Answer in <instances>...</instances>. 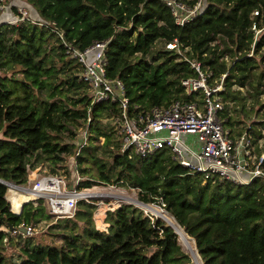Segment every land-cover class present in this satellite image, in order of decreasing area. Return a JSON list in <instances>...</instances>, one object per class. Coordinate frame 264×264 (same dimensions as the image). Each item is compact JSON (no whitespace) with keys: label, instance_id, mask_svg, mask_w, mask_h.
<instances>
[{"label":"trees","instance_id":"16d2710c","mask_svg":"<svg viewBox=\"0 0 264 264\" xmlns=\"http://www.w3.org/2000/svg\"><path fill=\"white\" fill-rule=\"evenodd\" d=\"M26 1L35 9L34 21L0 23V227L7 229L0 228V264H7L3 248L11 232L19 236L20 227L50 218L42 199L28 200L13 212L3 182L26 184L28 168L43 161L55 173L71 156L77 171L88 177L78 188L97 183L135 188L139 200L162 206L194 240L203 264H264V180L203 183L201 173L180 165L165 149L144 158L120 153L111 125L117 103L93 104L80 63L67 54L56 32L38 24L54 22L63 39L80 50L107 41V76L123 82L140 111L202 98L199 91L183 93L181 79L197 73L166 50L165 43L177 39L189 48L187 57L211 72L207 84L225 74L218 91L223 124L232 135L250 131L256 143L264 139V121L261 129L236 125L238 114L247 118L250 112L233 85L249 84L257 95L264 93V0H203L200 13L183 26L165 0ZM262 29L255 39V30ZM251 49L258 60L248 56ZM78 128L86 129L85 144L75 142ZM61 222V244L27 243L13 264H192L173 228L132 204L108 210L106 230L96 228L92 205L82 200Z\"/></svg>","mask_w":264,"mask_h":264},{"label":"built area","instance_id":"2783aa9c","mask_svg":"<svg viewBox=\"0 0 264 264\" xmlns=\"http://www.w3.org/2000/svg\"><path fill=\"white\" fill-rule=\"evenodd\" d=\"M165 3L175 22L183 26L200 13L203 0H196L192 5L179 0H165ZM38 24L56 32L66 47L67 54L80 63V76L90 86L92 103L104 100L117 103L119 112L112 116L111 125L120 139V153H127L129 157L136 155L144 158L165 149L174 161L191 172L201 173L203 183L229 181L234 184H247L257 177L264 180V152L256 151L262 147L259 143L263 139L258 138L256 143L253 142L252 133L246 130L241 135L230 133L220 117L224 104L218 91L223 90L222 83L216 81L214 85L207 84L206 78L211 72L203 71L200 61L187 57L185 52L189 48H182L177 39L166 42V50L180 55L197 73L196 77L181 79L183 93L193 94L199 91L202 98L194 101L177 99L164 107L155 106L140 111L137 105H131L123 82L107 76V41H95L80 50L63 39L54 22ZM90 53L92 58L89 61L87 55ZM224 76L225 74H222L220 81ZM186 136L192 137L191 143H187ZM81 137V144H85L86 129L81 132ZM189 157L195 161L192 162ZM72 159L76 168L74 156ZM33 170L28 168V178ZM78 180L76 177L75 185L68 187L64 176L47 174L28 179V186L2 182L7 186V199L11 206L16 193H22L32 201L42 199L50 217L63 219L74 215L79 201L92 198L86 196L89 194V188H78Z\"/></svg>","mask_w":264,"mask_h":264},{"label":"rangeland","instance_id":"374dc122","mask_svg":"<svg viewBox=\"0 0 264 264\" xmlns=\"http://www.w3.org/2000/svg\"><path fill=\"white\" fill-rule=\"evenodd\" d=\"M35 17H36L35 9L26 0H0V23L1 22L16 23V22L22 20L23 18L32 20ZM32 21H34V20H32ZM262 33H263V29L259 30V31L255 30L254 38L257 39L258 37H260V35ZM218 42L219 41H215L214 43H218ZM159 46H160V44L157 43L156 47H159ZM221 47H222V44H221ZM262 50H264V46H263ZM91 55H92V53L87 55V59L89 61L92 58ZM248 56H254L257 60L259 59V57L255 53L254 49L253 50L251 49L248 52ZM223 60L227 63V65H229L231 58H230V56L225 55ZM0 74H2L1 71H0ZM219 82L222 83V81H220V80L217 81V83H219ZM263 82L264 81H262V83ZM221 89H223V84L221 86ZM233 89L241 92V96L244 97V100L242 99V102H244V104H245V109L250 112V115L247 118L242 116L241 114H238V116H237L238 123L236 125H238L242 128L253 125L255 127V129H258V128L261 129L260 123H262V121H264V93H260L257 95V93L254 91V89L249 84L246 86H243V87H241L239 85H233ZM261 89H262V87H261ZM262 104H263V106L261 107ZM230 105L233 106L235 104L230 103ZM237 107H238V105H237ZM83 130L84 129H80V128H78L76 130L77 139L75 140V142L77 143V145H80L82 143L80 137H81V132ZM261 133L263 134L264 130L261 131ZM65 134H67V132H65ZM191 139H192V137H190V136L185 137V140L187 141L188 144L191 143L190 142ZM101 142H102V139L100 140L99 143H101ZM259 144L262 145V147H263L262 150H264V139ZM189 159L192 162L195 161L194 158H192V157H189ZM72 160H73L72 156L67 157L66 162L64 164H62L61 167H57L55 173H52L50 171V166H49L48 162L43 161L38 166L39 168L36 167L39 169L38 175H40V176L47 175V174L62 175L66 179L68 187L75 185L74 181H75L76 177L79 178L78 182L83 181V180H87L88 179L87 175H81L77 171V169L75 168V165L72 163ZM22 185L28 186L27 183L22 184ZM89 192H91L90 196H92V198L88 199V201H86L84 199L82 201L92 205L94 224H95L96 228L99 230H106V228H107V225H105L104 223H101V225H99L98 220H97V215L99 214L100 209L102 207L105 208V209L103 208V211H104V214L102 217L103 222H105L106 212L108 210H112V209L118 207L121 204H129L130 203V204L140 208L144 212V214L149 215L152 218L155 216H158V215H156L151 210L144 207V205L148 204L149 206H152L154 208H158V209L163 210L166 213H168L162 206H160L156 203H143L141 200H139L138 191L135 188H131V187L123 186V185H110V184L97 183V184L89 187ZM24 202H26V200ZM34 203H36V202L34 201ZM153 204H155V205H153ZM77 208H78V203H77L75 212H76ZM20 211H21V208L19 209V211H15V212L19 213ZM45 213H46V210H45ZM160 219H162V218H160ZM62 220L63 219H54L52 217H50L48 219L39 220L38 222L32 224V227L29 230H28V228H26V232L24 234L23 233L20 234L19 236L15 235L14 232H11L12 233L10 236L11 238L9 237V239L5 243L6 244L5 247L3 248V254L5 255L6 263L7 264H13L15 261H17L19 258H21L20 256H22V255L20 252V248L22 246L26 245L27 243L28 244L42 243V244H55V245L61 244L60 232H61L62 228H61V226L60 227L57 226V224H59V223L62 224V222H61ZM164 222L167 223L166 220ZM0 228L3 230H7L4 226H1ZM178 236L179 235L177 234L178 243L181 246V249L185 253L188 254V256L191 260V263L192 264H203L199 254L196 250V247H195V254H193L191 252V250L188 249L185 246V244L182 242V239ZM191 240H190V242L193 244L194 240H192L193 242ZM194 246H195V243H194ZM194 257L196 258V260Z\"/></svg>","mask_w":264,"mask_h":264},{"label":"bare ground","instance_id":"6f19581e","mask_svg":"<svg viewBox=\"0 0 264 264\" xmlns=\"http://www.w3.org/2000/svg\"><path fill=\"white\" fill-rule=\"evenodd\" d=\"M35 175V172H30V176L31 177H33ZM91 195V192H89V194H86V196L88 197V196H90ZM23 196H24V199H27V200H29L30 199V197H28L27 195H24V194H22V193H17V196H16V198L14 199V202H13V206H12V208H13V210H15V211H19V209H20V205H21V200H22V198H23ZM91 197V196H90ZM32 201V200H31ZM115 205V204H114ZM144 207H146L147 209H149V210H151L153 213H155L156 215H158V216H160V217H162L163 219H165L169 224H171L174 228H175V230H176V232H177V234L179 235H181L182 236V242L185 244V246L188 248V249H190L191 250V252L193 253V254H195V246H194V242L189 238V236L184 232V230L177 224V222L175 221V219L171 216V215H169L168 213H166L165 211H163V210H160V209H158V208H154V207H152V206H149L148 204L147 205H144ZM103 208L104 207H102L101 209H100V212H99V214L97 215V220H98V223H99V225H101V223H102V217H103V214H104V211H103ZM105 209V208H104ZM190 240L193 242V244L190 242ZM195 258V257H194ZM195 260H196V258H195ZM197 262V261H196Z\"/></svg>","mask_w":264,"mask_h":264},{"label":"water","instance_id":"95a60500","mask_svg":"<svg viewBox=\"0 0 264 264\" xmlns=\"http://www.w3.org/2000/svg\"><path fill=\"white\" fill-rule=\"evenodd\" d=\"M2 182V181H1ZM130 204V203H129ZM120 206V205H119ZM155 217H157V218H162V217H160V216H155ZM163 219V218H162ZM164 220V219H163ZM165 221V220H164ZM167 224L169 225V226H171L173 229H174V231H175V233H177L176 232V230H175V228L171 225V224H169L168 222H167ZM12 230V226L10 225L9 226V231H11ZM18 231H20V232H22V233H25L26 232V228L25 227H20L19 229H18Z\"/></svg>","mask_w":264,"mask_h":264},{"label":"crops","instance_id":"0c3cea01","mask_svg":"<svg viewBox=\"0 0 264 264\" xmlns=\"http://www.w3.org/2000/svg\"><path fill=\"white\" fill-rule=\"evenodd\" d=\"M39 168V167H38ZM35 169V168H34ZM32 172H35V175L33 176V177H35L36 175H38V171H37V168L35 169V170H33ZM40 174V173H39ZM33 177H31L30 175H29V178L28 179H32ZM11 194V192H9L8 193V195H10ZM17 196V195H16ZM16 198V197H15ZM25 201V199H24V196H23V198H22V200H21V202L23 203ZM21 207V206H20ZM102 223H104V224H106L105 222H103L102 221Z\"/></svg>","mask_w":264,"mask_h":264},{"label":"clouds","instance_id":"9594fccd","mask_svg":"<svg viewBox=\"0 0 264 264\" xmlns=\"http://www.w3.org/2000/svg\"><path fill=\"white\" fill-rule=\"evenodd\" d=\"M72 157H73V156H72ZM26 202H27V201H26ZM23 203H24V202H23ZM23 203H21V205H20V206H21V207H20L21 209H22V204H23ZM11 210H12L13 212H15V211L13 210L12 206H11ZM15 213H17V212H15ZM25 228H26V227H25ZM18 232H20V231H18ZM14 233H15V231H14ZM21 233H22V232H21ZM23 234H24V233H23Z\"/></svg>","mask_w":264,"mask_h":264}]
</instances>
